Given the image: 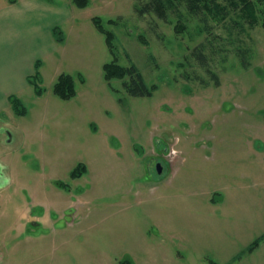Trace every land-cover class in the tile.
Returning <instances> with one entry per match:
<instances>
[{"label": "rangeland", "instance_id": "rangeland-1", "mask_svg": "<svg viewBox=\"0 0 264 264\" xmlns=\"http://www.w3.org/2000/svg\"><path fill=\"white\" fill-rule=\"evenodd\" d=\"M44 1L64 41L47 55L28 35L1 55L28 114L0 99V264H264V0L254 19L242 0L197 17L175 1L166 19L138 13L151 0ZM115 58L152 97L105 81ZM37 59L41 97L25 80ZM62 73L69 101L53 93Z\"/></svg>", "mask_w": 264, "mask_h": 264}, {"label": "trees", "instance_id": "trees-1", "mask_svg": "<svg viewBox=\"0 0 264 264\" xmlns=\"http://www.w3.org/2000/svg\"><path fill=\"white\" fill-rule=\"evenodd\" d=\"M16 0H10L11 3L15 2ZM180 2L185 5L187 11L192 16H210L214 15L213 9L217 11H224V8L220 0H151L147 4H144L142 7H139L138 13L140 15H145L148 13H154L159 17L167 18V7H173L174 2ZM213 2V6L211 4ZM223 1H230V0H223ZM244 5L249 7V12L254 19L252 10L253 6L250 4L249 0H242ZM241 2V0H240ZM73 3L80 9H85L90 6V0H73ZM231 3H235L238 6V0H231ZM93 22L95 24L96 29L106 38L107 46L109 47L110 52H114V44L113 41L115 40V35L112 32L107 31L103 26V20L100 17H94ZM113 23V22H112ZM255 21L252 22V24ZM56 35L58 36L57 41L62 42V30L61 28H57L55 30ZM41 67L42 61H38L35 66V74L30 76L28 79V83L34 87L35 94L39 97L43 96L45 93V89L43 87V77L41 74ZM104 70V79L106 82L111 83L113 80H125L122 86L126 93L135 98H146L152 97L154 91L157 90V87L154 86L152 88L146 83L143 75L139 72L135 65L130 67H121L118 65V61L115 58L112 62L107 63L103 66ZM82 83H85V78L83 75H79L78 77ZM54 95L62 100V101H69L74 99L77 96V84L76 78L74 75L68 73H62L53 88ZM9 102L17 115L26 116L28 114V108L24 104V102L16 95H13L9 98ZM121 102V100H120ZM87 172V167L81 165L78 169H76L72 177L79 178L82 177ZM58 186L64 187L62 184L58 183ZM261 241H264V236L261 237L259 240L256 241L255 245L257 246L260 244ZM255 246V247H256ZM255 248H251L250 251H253ZM210 264H217L215 261L209 259ZM121 264H134V262L130 259H123Z\"/></svg>", "mask_w": 264, "mask_h": 264}, {"label": "crops", "instance_id": "crops-1", "mask_svg": "<svg viewBox=\"0 0 264 264\" xmlns=\"http://www.w3.org/2000/svg\"><path fill=\"white\" fill-rule=\"evenodd\" d=\"M6 5L0 11V66L5 63L1 57L3 51H7L10 47L14 46L15 41L21 40V38L27 37L28 35L33 36L34 39H38V45L48 39L45 47H51L52 44L53 48L47 52V55H50L52 50H56L57 43L59 42L57 41L58 36L55 30L61 27L55 26L57 21L52 22L46 20L49 17L54 16L57 18L60 15L61 11H58L56 4H48L44 0H16L13 3L7 0ZM48 22H50L49 26ZM38 61L42 60L37 59L34 62V69ZM30 76L32 75L30 74L25 78L27 82ZM1 88L3 89L0 99L4 103L7 100L9 101V98L14 94H9L4 89L2 79H0V90Z\"/></svg>", "mask_w": 264, "mask_h": 264}, {"label": "flooded vegetation", "instance_id": "flooded-vegetation-1", "mask_svg": "<svg viewBox=\"0 0 264 264\" xmlns=\"http://www.w3.org/2000/svg\"><path fill=\"white\" fill-rule=\"evenodd\" d=\"M156 172H157V176L158 177H163V175H165V173H166V169H165L164 174L162 175V173H163V167H162V165L160 163H158L157 166H156ZM36 220H37V218H36Z\"/></svg>", "mask_w": 264, "mask_h": 264}, {"label": "water", "instance_id": "water-1", "mask_svg": "<svg viewBox=\"0 0 264 264\" xmlns=\"http://www.w3.org/2000/svg\"><path fill=\"white\" fill-rule=\"evenodd\" d=\"M36 218H31V222H33V224H35Z\"/></svg>", "mask_w": 264, "mask_h": 264}]
</instances>
